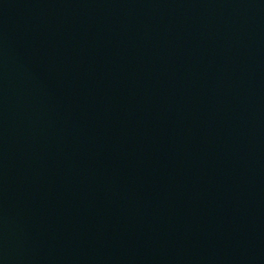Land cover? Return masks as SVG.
I'll return each instance as SVG.
<instances>
[{
  "label": "water",
  "instance_id": "obj_1",
  "mask_svg": "<svg viewBox=\"0 0 264 264\" xmlns=\"http://www.w3.org/2000/svg\"><path fill=\"white\" fill-rule=\"evenodd\" d=\"M0 264H264V0H0Z\"/></svg>",
  "mask_w": 264,
  "mask_h": 264
}]
</instances>
